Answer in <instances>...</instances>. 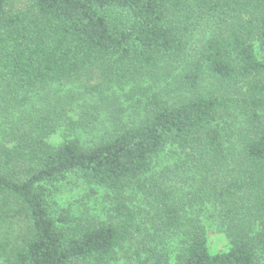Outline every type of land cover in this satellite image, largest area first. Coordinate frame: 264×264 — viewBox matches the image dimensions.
<instances>
[{"label": "trees", "instance_id": "1", "mask_svg": "<svg viewBox=\"0 0 264 264\" xmlns=\"http://www.w3.org/2000/svg\"><path fill=\"white\" fill-rule=\"evenodd\" d=\"M257 48L264 0H0V94L23 116L0 143V264H110L127 243L132 264H264ZM75 81L77 119L73 91L41 94ZM135 89L131 121L123 96ZM64 120L98 131L54 145ZM169 147L176 161L154 171ZM73 173L111 193L107 221L53 216L49 185ZM207 204L226 252L208 251Z\"/></svg>", "mask_w": 264, "mask_h": 264}, {"label": "rangeland", "instance_id": "2", "mask_svg": "<svg viewBox=\"0 0 264 264\" xmlns=\"http://www.w3.org/2000/svg\"><path fill=\"white\" fill-rule=\"evenodd\" d=\"M257 55L259 59H264L263 53L258 48ZM142 84L144 86L151 87L155 85L150 77L142 82ZM82 88L83 87L80 86V83L75 81L66 83L61 86L57 84L52 85L51 87L41 91V94L50 93L51 95H64L73 91L75 94V104L74 109L70 110V115L73 118L77 119L78 116L81 115L82 107L80 108V105H83L85 99V96H83ZM128 88L130 87L128 86ZM164 92L168 94V91ZM139 95L141 94L137 91V89H135L131 92L127 91V94L123 96L124 105L130 108L129 112L126 114L127 119L131 121L137 119L139 120L140 117L139 113L133 109V103L136 102V99ZM29 96H31L32 98L31 102L36 103L37 106H39V95L30 93ZM1 97L2 96L0 94V143H9L4 138L3 129H9L14 122L19 121V119L23 118V116L21 115V109L14 108L11 105L9 106L4 101H2ZM87 116L90 119L92 118L91 114ZM67 124L68 123L66 122V120H64L59 126L58 130L50 135L47 140L54 145H58L67 137H75L79 135L78 137L81 141V144L87 146L90 140L89 134L92 133L94 135V133L98 131L95 128L84 130L85 127L88 126L86 125L82 129H79L78 132L73 133L69 130ZM174 149L175 148L173 147H169L162 152L153 169L154 171L176 161V156L173 154ZM49 189V200L53 216L58 217L61 214H67L69 216V221H71L72 223L80 218L94 219L98 221H107L109 219V208L111 205L109 194L111 193L103 187L89 184L78 174H70L65 179L57 182L56 184L49 185ZM133 202L136 204V206L143 208L146 207L141 196H136ZM203 209L204 213L201 215V220L206 228V241L208 251L211 254L223 253L228 251L231 244L225 231L222 229V227H220L221 220L216 216L215 207L211 204H207ZM20 222L22 223L21 219L19 220V223ZM148 224L149 226L151 225V223ZM176 241L172 239L167 240L166 242V249H169L173 261H175L176 255L180 251L179 243ZM128 246L129 245L127 243L122 249H119L115 259H113L110 264H132V260L125 253Z\"/></svg>", "mask_w": 264, "mask_h": 264}]
</instances>
